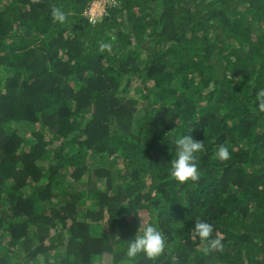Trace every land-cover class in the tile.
<instances>
[{
    "label": "trees",
    "instance_id": "1",
    "mask_svg": "<svg viewBox=\"0 0 264 264\" xmlns=\"http://www.w3.org/2000/svg\"><path fill=\"white\" fill-rule=\"evenodd\" d=\"M95 1L0 0V264H264V0Z\"/></svg>",
    "mask_w": 264,
    "mask_h": 264
},
{
    "label": "clouds",
    "instance_id": "2",
    "mask_svg": "<svg viewBox=\"0 0 264 264\" xmlns=\"http://www.w3.org/2000/svg\"><path fill=\"white\" fill-rule=\"evenodd\" d=\"M99 1L100 0H97L94 3L98 4ZM97 11H99V9H97ZM51 16L55 22L63 23L66 19L65 12L61 8L55 6L52 8ZM91 20L94 21L93 18H91ZM259 96L261 98L260 106L264 108V92H261ZM175 145L176 157L171 161V176L180 183H184L188 180H198L200 173L198 171L197 153L203 149V142L195 140L191 134H188L178 137L175 140ZM229 156V150L224 145H220L216 150L215 157L221 161L229 159ZM191 231L194 235L198 236L201 241H207L209 247L204 249L205 253L211 249L220 250L222 248L219 239H208L213 232L212 224L203 220H197ZM165 245L166 238L164 234L158 229L155 223L150 222L129 240L126 256L129 259H134L138 254L143 253L147 258L154 259L163 252Z\"/></svg>",
    "mask_w": 264,
    "mask_h": 264
},
{
    "label": "built area",
    "instance_id": "3",
    "mask_svg": "<svg viewBox=\"0 0 264 264\" xmlns=\"http://www.w3.org/2000/svg\"><path fill=\"white\" fill-rule=\"evenodd\" d=\"M95 4H96V3H93V4L90 6V8H88V9L86 10V12H85L88 16H90V18H93V19H95L96 16L101 15V14L104 12V8H103V10H101L100 12H98V11H97L98 7H95ZM104 6H105V5H104Z\"/></svg>",
    "mask_w": 264,
    "mask_h": 264
},
{
    "label": "rangeland",
    "instance_id": "4",
    "mask_svg": "<svg viewBox=\"0 0 264 264\" xmlns=\"http://www.w3.org/2000/svg\"><path fill=\"white\" fill-rule=\"evenodd\" d=\"M106 1H107V0H100V1L98 2V4H95V7H98V9H99L98 12H100L101 10H103Z\"/></svg>",
    "mask_w": 264,
    "mask_h": 264
}]
</instances>
